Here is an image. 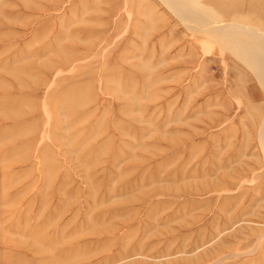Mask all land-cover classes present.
Listing matches in <instances>:
<instances>
[{"label": "rangeland", "instance_id": "rangeland-1", "mask_svg": "<svg viewBox=\"0 0 264 264\" xmlns=\"http://www.w3.org/2000/svg\"><path fill=\"white\" fill-rule=\"evenodd\" d=\"M230 24L264 0H0V264H264V48Z\"/></svg>", "mask_w": 264, "mask_h": 264}, {"label": "bare ground", "instance_id": "bare-ground-1", "mask_svg": "<svg viewBox=\"0 0 264 264\" xmlns=\"http://www.w3.org/2000/svg\"><path fill=\"white\" fill-rule=\"evenodd\" d=\"M166 1V0H165ZM231 25V24H230ZM231 27L234 28V30H236V28L241 29L239 32H235L232 35L234 44H236L238 47H240V43L243 44V42H248L250 41L252 38H254V40L259 43V47L262 49L264 48V33L260 32V30L258 29H254V28H250L248 26L245 25H240V24H233L231 25ZM234 46V45H232ZM236 48V47H235ZM234 48V49H235ZM240 49V48H239ZM242 54L244 53L243 51H241ZM233 53V52H232ZM240 53V52H239ZM241 54V55H242ZM245 54L247 55V59L250 61L249 64H257L258 68L261 70V72H257V73H261L259 75L262 76V78L264 79V58L262 55H257L254 57V55H250L248 53L245 52ZM242 60V59H241ZM247 60V61H248ZM244 62V61H243ZM252 67V66H251ZM253 68V67H252ZM255 68V66H254ZM256 70V69H255ZM253 71V69H252ZM257 71V70H256ZM255 74V73H254ZM256 77V76H255ZM258 78H260L257 75ZM260 80V79H258ZM263 84V83H262ZM264 85V84H263ZM261 129V128H260ZM262 132V131H261ZM263 151V150H262ZM242 205V204H241ZM162 206V205H161ZM164 208V207H163ZM185 208V207H184ZM231 213V212H230ZM182 214V213H181ZM175 215V214H174ZM261 232V231H260ZM242 233V232H241ZM247 255V254H246ZM218 264V263H217Z\"/></svg>", "mask_w": 264, "mask_h": 264}]
</instances>
